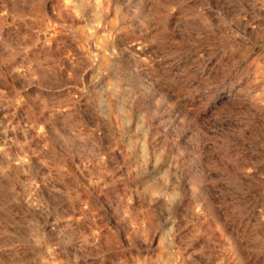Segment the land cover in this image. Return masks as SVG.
<instances>
[{
	"label": "rangeland",
	"instance_id": "1",
	"mask_svg": "<svg viewBox=\"0 0 264 264\" xmlns=\"http://www.w3.org/2000/svg\"><path fill=\"white\" fill-rule=\"evenodd\" d=\"M0 264H264V0H0Z\"/></svg>",
	"mask_w": 264,
	"mask_h": 264
},
{
	"label": "bare ground",
	"instance_id": "2",
	"mask_svg": "<svg viewBox=\"0 0 264 264\" xmlns=\"http://www.w3.org/2000/svg\"><path fill=\"white\" fill-rule=\"evenodd\" d=\"M63 11H64V10H63ZM59 15H60V14H59ZM104 66H105V65H104ZM99 69H100V68H99ZM143 186H145V185H143ZM143 186H142V187H143ZM142 187H141V188H142ZM138 190H139V189H138ZM141 191H142V189H141ZM138 192H139V191H138ZM122 205H123V204H122ZM136 211H137V210H136ZM141 212H142V211H141ZM136 213H137V212H136ZM145 214H146V213H145ZM147 214H148V213H147ZM135 216H136V215H135ZM143 216H144V215H143ZM146 216H147V215H146ZM150 216H151V215H150ZM150 216H148V217H150ZM136 217H138V215H137ZM136 217H134V218H136ZM153 218H154V217H153ZM128 219H129V218H128ZM139 219H140V218H139ZM146 219H147V217H146ZM149 219H150V218H149ZM129 220H130V219H129ZM135 220H136V219H135ZM150 220H151V219H150ZM127 222H128V221H127ZM152 223H153V222H152ZM153 224H154V223H153ZM142 229H143V228H142ZM146 229H147V228H146ZM153 229H154V228H153ZM138 230H139V229H138ZM147 230H148V229H147ZM147 230H145V231H147ZM134 231H135V230H134ZM145 231H144L143 233H145ZM141 234H142V233H141ZM145 234H146V233H145ZM145 234H144V235H145ZM151 235H152V233H151ZM139 236H141V235H139ZM142 236H143V235H142ZM143 237H144V236H143ZM146 238H148V237H145V239H146ZM149 239H150V238H149ZM141 240H142V239H141ZM146 240H147V239H146ZM144 241H145V240H144Z\"/></svg>",
	"mask_w": 264,
	"mask_h": 264
}]
</instances>
